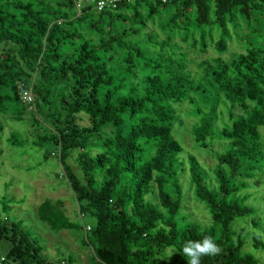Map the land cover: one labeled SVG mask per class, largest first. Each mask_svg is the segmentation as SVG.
<instances>
[{
    "label": "trees",
    "instance_id": "16d2710c",
    "mask_svg": "<svg viewBox=\"0 0 264 264\" xmlns=\"http://www.w3.org/2000/svg\"><path fill=\"white\" fill-rule=\"evenodd\" d=\"M233 35L242 51L226 57ZM5 119L30 127L6 144L55 160L78 217L93 220L82 241L93 264H187L183 244L205 236L220 251L200 264H262L232 226L260 220L239 193L264 179V0H122L80 14L74 0H0V144ZM176 122L202 149L225 145L209 173L174 138ZM11 201L0 200V264H70L5 216ZM191 203L208 225L191 220ZM36 217L54 234L81 229L61 200Z\"/></svg>",
    "mask_w": 264,
    "mask_h": 264
},
{
    "label": "rangeland",
    "instance_id": "374dc122",
    "mask_svg": "<svg viewBox=\"0 0 264 264\" xmlns=\"http://www.w3.org/2000/svg\"><path fill=\"white\" fill-rule=\"evenodd\" d=\"M242 26L245 25L242 23ZM216 31L215 36L219 37ZM228 40L229 50L225 53L228 57L229 53L241 52L239 42L234 35L226 37ZM215 56L212 49H209L202 57ZM4 140L1 141L0 147L2 153L0 155V200L3 197L12 200L8 205L7 213L11 220L22 222L24 228L36 239L42 243L44 253L51 259L66 258L71 259L70 264H93L95 261L91 252V248L86 246L82 241L85 239V228L91 226L93 220L89 217L80 219L77 215V206L73 199L72 193L65 183V179H61L62 170L55 160L44 161L41 153L36 152L35 148L27 151L21 156L22 151L10 148L5 139L12 133L18 132L22 134L24 130H30L26 123L11 122L4 120ZM262 141H264V127L259 128ZM27 132L26 135H28ZM173 136L183 149L195 156L205 167L209 173V167L213 164L215 152L219 149V153L225 152V145L217 137L212 142L209 149L198 147L191 134L187 129L181 127L179 122L173 126ZM32 141V137L28 139ZM249 194L251 198H247L248 204H254L255 217L260 220L257 225L251 223L250 219L239 220L232 226L236 240L237 236L243 242V253L250 254L259 259L264 264V249H254L251 237L257 234L262 242H264V218L256 216L259 211H263L264 215V179H259L257 183H251L248 189H243L241 194ZM61 200L66 216L74 223H78L81 229L72 231H61L58 234L50 232L44 224L36 217L37 207L44 200ZM193 216L192 221L201 225H208L210 216L201 206H193L190 204ZM260 209V210H259ZM242 229L244 230L242 233ZM171 254L168 250L163 258L167 262ZM161 260V259H160Z\"/></svg>",
    "mask_w": 264,
    "mask_h": 264
},
{
    "label": "built area",
    "instance_id": "2783aa9c",
    "mask_svg": "<svg viewBox=\"0 0 264 264\" xmlns=\"http://www.w3.org/2000/svg\"><path fill=\"white\" fill-rule=\"evenodd\" d=\"M121 1L122 0H74V4L76 10L78 11V14H80L83 8H85L86 6H93V8L96 9L97 11H103L108 8H112V9L116 8V6ZM162 1L169 2V1H179V0H162ZM19 91H20V99L22 103L25 104L29 110H35L34 96L31 87L25 85L24 83H21L19 87ZM85 231H89V227H86ZM60 264H66V263L61 261Z\"/></svg>",
    "mask_w": 264,
    "mask_h": 264
},
{
    "label": "clouds",
    "instance_id": "9594fccd",
    "mask_svg": "<svg viewBox=\"0 0 264 264\" xmlns=\"http://www.w3.org/2000/svg\"><path fill=\"white\" fill-rule=\"evenodd\" d=\"M183 253L189 259L187 264H200V258L205 255H216L220 249L211 236H205L202 240H189L183 244Z\"/></svg>",
    "mask_w": 264,
    "mask_h": 264
}]
</instances>
